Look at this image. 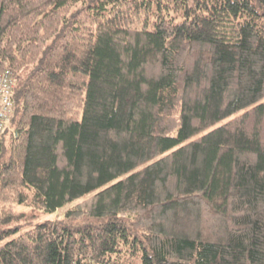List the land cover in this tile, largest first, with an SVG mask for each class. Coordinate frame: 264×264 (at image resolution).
Segmentation results:
<instances>
[{"label": "trees", "instance_id": "1", "mask_svg": "<svg viewBox=\"0 0 264 264\" xmlns=\"http://www.w3.org/2000/svg\"><path fill=\"white\" fill-rule=\"evenodd\" d=\"M5 71L0 241L73 204L0 264H264V0H0Z\"/></svg>", "mask_w": 264, "mask_h": 264}, {"label": "built area", "instance_id": "2", "mask_svg": "<svg viewBox=\"0 0 264 264\" xmlns=\"http://www.w3.org/2000/svg\"><path fill=\"white\" fill-rule=\"evenodd\" d=\"M15 81L9 71L0 73V132L9 125L14 110Z\"/></svg>", "mask_w": 264, "mask_h": 264}, {"label": "rangeland", "instance_id": "3", "mask_svg": "<svg viewBox=\"0 0 264 264\" xmlns=\"http://www.w3.org/2000/svg\"><path fill=\"white\" fill-rule=\"evenodd\" d=\"M14 204H15V208L17 210H26L28 208L27 205L22 204V203H14ZM71 204H73V202H68L65 205L59 207L56 211H53V212H44L39 217H37L36 219L32 220L30 223H27V224L18 226V229H16L12 234H10L9 236H7L6 238L2 239L0 241V244H2L5 241H7L8 239L14 237L15 235L19 234L20 232H22V231H24L26 229H29V228L35 226L39 222H43L45 220H54V219L57 218V216H62V214L64 213V211L69 206H71ZM135 264H139V263H135Z\"/></svg>", "mask_w": 264, "mask_h": 264}]
</instances>
